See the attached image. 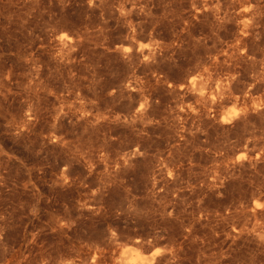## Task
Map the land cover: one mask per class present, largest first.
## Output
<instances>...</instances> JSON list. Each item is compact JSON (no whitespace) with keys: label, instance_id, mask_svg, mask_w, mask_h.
<instances>
[{"label":"rangeland","instance_id":"1","mask_svg":"<svg viewBox=\"0 0 264 264\" xmlns=\"http://www.w3.org/2000/svg\"><path fill=\"white\" fill-rule=\"evenodd\" d=\"M264 264V0H0V264Z\"/></svg>","mask_w":264,"mask_h":264},{"label":"bare ground","instance_id":"2","mask_svg":"<svg viewBox=\"0 0 264 264\" xmlns=\"http://www.w3.org/2000/svg\"><path fill=\"white\" fill-rule=\"evenodd\" d=\"M139 264H141V263H139Z\"/></svg>","mask_w":264,"mask_h":264}]
</instances>
